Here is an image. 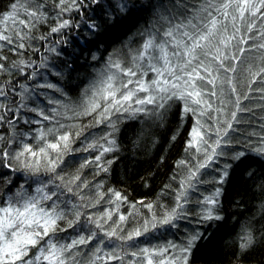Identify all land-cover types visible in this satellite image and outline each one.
<instances>
[{
	"label": "snow or ice",
	"instance_id": "1",
	"mask_svg": "<svg viewBox=\"0 0 264 264\" xmlns=\"http://www.w3.org/2000/svg\"><path fill=\"white\" fill-rule=\"evenodd\" d=\"M82 2L55 0L54 7L59 10L56 15L78 9ZM100 2L92 0L93 4ZM26 4L18 8L17 0H13L10 7L16 11L0 17L14 25L0 29V51L11 45V52L22 54L20 50L28 48L25 41L34 38L31 31L46 19V0H26ZM117 7L120 12L130 11L125 3ZM153 7L156 25L130 62L111 61L100 78L84 90L80 104L72 106L48 98L47 103L53 107L30 108L25 99L9 101L10 95L27 93V85L21 92L17 91L19 81L15 85L9 81L11 87L0 85V169L7 170L0 171V183L6 189L0 190V264H189L196 242L203 238L198 232L183 245L168 241L164 245L140 246L137 241L166 226L177 228L179 220L195 212L185 207L191 203L189 193L208 182L204 179L206 170L220 156L230 155L237 165L250 159V153L264 157V123L259 124V132H242L243 140L230 135L240 125L254 123L241 115L253 113V108L244 104L254 98L251 93H260L259 99L264 100V0H160ZM20 11L27 19L19 18ZM69 26V20H59L51 32ZM96 27L95 23L89 25L90 30ZM257 37L260 42L250 43ZM252 48L261 52V63L257 70L249 63L244 68L248 76L241 79L237 63H243L241 56ZM7 60L0 54V74L20 75L25 80L38 74L35 68L32 72L24 70L34 62L21 60L9 66ZM35 87L65 95L55 83H37ZM240 88L246 91L241 93ZM177 101L181 102V120L189 113L197 117L185 147V152L195 151L180 162L186 172L179 188L173 190L174 206L138 201L151 215L129 229L130 218L138 212L120 211L123 204L129 203L127 196L111 188L102 191L103 183L93 184L86 179L84 169H94L93 176L109 171L113 161L104 157L115 150L114 136L121 118L145 117L163 122ZM21 109L35 113L37 118L22 120L18 114ZM80 116L92 119L86 125L62 122ZM260 119L264 121V116ZM21 123L29 126L27 130L20 128ZM101 125L109 131L98 138L84 136L88 128ZM177 135L179 132L172 139ZM253 136L258 137L254 146ZM81 137L83 147L74 149L72 145ZM234 144L238 147L230 153L223 151ZM75 152L97 154L84 157L75 171L69 172L75 161L66 157ZM230 167L226 164L219 180L213 182L223 184ZM21 172L25 183L31 180L36 185L34 194L30 195L24 184L13 192L20 178L13 176ZM220 195L221 189L217 188L195 201L201 207L197 223L222 219L216 212ZM102 201L111 207L99 213L85 211ZM157 207L163 210L159 214L154 211ZM131 208L136 209V204ZM69 229L71 237L59 236ZM241 240L237 255L242 260L257 241L250 232Z\"/></svg>",
	"mask_w": 264,
	"mask_h": 264
},
{
	"label": "trees",
	"instance_id": "2",
	"mask_svg": "<svg viewBox=\"0 0 264 264\" xmlns=\"http://www.w3.org/2000/svg\"><path fill=\"white\" fill-rule=\"evenodd\" d=\"M12 2L13 0H0V17L16 11L10 7ZM54 3L55 0H46L47 17L31 31V36L34 38L25 41L28 48L20 50L22 54L11 52L9 50L11 45H5L0 51V54L8 58L9 66L13 62L23 60L26 64L34 62L31 68H24L25 72H32L34 68L38 69V74L28 80L20 75L0 74V85L11 87L9 81L13 85L19 81L18 92H21L25 85L28 86L27 93L21 92V95L17 97L10 95L9 101L16 99L19 102L25 99L30 108L39 107L45 110L53 107L47 103L48 98L58 99L72 106L80 104L84 98V90L100 78L111 61L119 60L125 64L130 62L147 33L156 25V9L153 5L160 3V0H101L100 4H93L92 0H83L78 9L74 8L59 16L56 15L59 10L54 7ZM121 3L128 4L130 11L120 12L117 5ZM17 4L18 8L20 4L27 6L26 0H17ZM19 18L27 19L22 11L19 13ZM64 19L70 21V26L58 33H52L51 28L56 27L58 21ZM93 23L97 27L95 30H90L89 25ZM13 26L11 20L5 22L0 19V29ZM258 42H260L259 37L250 43ZM244 47L248 49V45ZM260 57L259 50L255 48L246 50L241 56L243 63H237V74L241 79L248 76L244 68L249 63L253 65V70H257L261 63ZM37 83H55L65 95L51 89L36 88ZM258 86L253 85V87ZM239 91L243 93L246 89L240 88ZM251 95L254 98L244 101V104L252 107L253 113L241 115L243 119L253 120L254 123L251 126L242 124L237 132L230 133L241 140L244 139L241 136L242 132L245 130L259 132L261 131L259 124L264 123L260 119L264 116V107H262L264 100L259 99L258 92ZM180 103L177 101L173 105L163 122L145 117L121 118L118 124L119 131L114 136L115 150L104 157L105 160L113 161L109 171L93 176L94 169H84L86 179L93 184L103 183L102 191L106 192L111 188L127 196L129 203L123 204L120 211L138 212V215L130 218L129 229L135 227L136 222L151 215L147 208L137 203L138 201L153 205L162 203L168 208L175 204L173 190L179 188L180 181L186 172V169L180 166V162L188 159L190 153L195 151L192 149L190 152H185V147L186 141L190 139L189 133L197 121V117L191 113L181 120ZM18 114L22 120L37 118L35 113L26 109H21ZM68 115L71 116V113ZM91 119V117L80 116L62 120V122L86 125ZM44 123L47 124V122ZM28 127L23 123L20 125V128L25 130ZM32 127H39V125ZM106 131L109 129L104 125L91 127L85 131L84 136H88L89 139L98 138ZM177 132L179 135L173 140L172 137ZM83 139L84 137L77 139L72 147L74 149L83 147ZM251 141L253 146L256 145L258 137L253 136ZM30 142L34 143V141ZM236 147L238 146L234 144L232 148H224L223 151L230 153ZM95 154L97 153L75 152L66 157L69 161H75L74 166L68 171H75L80 160ZM250 157L237 165L231 160L230 155L220 156L216 163L206 170L204 179L208 182L198 185L196 191L189 193L191 203L185 207L189 210L195 209V212L190 211L187 219L179 220L177 228L166 226L151 233L147 239L141 237L137 244L140 246L149 243L164 245L172 241L177 245H183L191 235L198 232L203 235V238L196 242L189 264H264V242H261L264 241V157L255 153H250ZM229 163L232 167L228 169V176L224 183H214L213 181L219 180L225 165ZM0 171L7 170L0 169ZM249 172L252 175H249ZM14 176L21 178L16 180L13 192L19 190L20 185L24 184L27 192L30 195L34 194L36 185L32 184L31 180L25 183L22 172ZM166 185H170V188H166ZM217 188L221 189V195L216 212L222 219L197 223V213L201 211V207L195 201L202 196L211 195ZM0 190L6 191L2 183H0ZM92 191L94 192L95 189ZM132 204H136V209L131 208ZM109 207L111 205L102 201L96 208L85 211L99 213ZM154 211L159 214L163 210L157 207ZM247 232L255 237L257 243L241 260L237 252L242 243L241 237ZM72 235L71 229L59 233V236L63 238H69Z\"/></svg>",
	"mask_w": 264,
	"mask_h": 264
},
{
	"label": "rangeland",
	"instance_id": "3",
	"mask_svg": "<svg viewBox=\"0 0 264 264\" xmlns=\"http://www.w3.org/2000/svg\"><path fill=\"white\" fill-rule=\"evenodd\" d=\"M24 175V174H23ZM21 176V175H20ZM14 177H16V176H14ZM21 178V177H20ZM18 180H20V179H18ZM24 181V180H23Z\"/></svg>",
	"mask_w": 264,
	"mask_h": 264
}]
</instances>
